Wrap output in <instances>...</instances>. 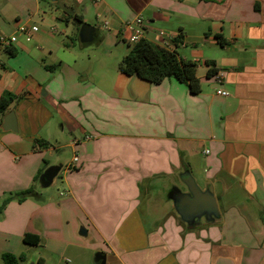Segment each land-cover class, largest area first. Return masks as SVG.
<instances>
[{"label": "crops", "instance_id": "1", "mask_svg": "<svg viewBox=\"0 0 264 264\" xmlns=\"http://www.w3.org/2000/svg\"><path fill=\"white\" fill-rule=\"evenodd\" d=\"M74 15L95 28L92 43H79ZM137 15L145 38L195 62L200 92L119 70ZM20 26L30 40L17 32L0 47V96H16L6 112L17 123L0 131V202L48 165L78 161L52 183L65 198L35 183L37 198L4 207L0 264L3 253L28 262L25 233L61 242L51 252L101 251L104 264H264V0H0V36ZM184 170L213 193L214 222L188 228L168 197L150 195L153 180L168 193Z\"/></svg>", "mask_w": 264, "mask_h": 264}, {"label": "trees", "instance_id": "2", "mask_svg": "<svg viewBox=\"0 0 264 264\" xmlns=\"http://www.w3.org/2000/svg\"><path fill=\"white\" fill-rule=\"evenodd\" d=\"M73 19L82 23L78 15H74ZM130 47V46H129ZM9 52L11 50L9 49ZM195 62L179 58L176 52L168 51L154 44L147 38L140 39L131 49L125 54L119 63V70L127 75H135L143 80L151 83H160L165 78L173 76L178 81L186 84L192 93H198L201 90L200 80L195 76ZM216 69H208L207 75H214ZM16 98L10 92H4L0 96V121L3 114L6 112L9 104ZM1 131V130H0ZM36 144L46 148L47 142L41 139L35 140ZM41 173V172H40ZM34 177V184L28 189L18 191L1 198L0 213L4 207L12 200L22 202L28 197H36L38 194L35 191V183L39 174ZM192 228V226H187ZM22 241L26 245L40 246L42 238L37 234L25 233ZM2 264H20L26 262L25 254H9L3 253L1 256ZM38 264H44L43 258L37 259Z\"/></svg>", "mask_w": 264, "mask_h": 264}, {"label": "water", "instance_id": "3", "mask_svg": "<svg viewBox=\"0 0 264 264\" xmlns=\"http://www.w3.org/2000/svg\"><path fill=\"white\" fill-rule=\"evenodd\" d=\"M78 41L83 45L90 44L95 38V28L88 24L82 23L78 31ZM1 131H16V115L13 110L3 114L0 121ZM63 162L57 161L48 165L39 174L36 181V188H48L54 182L57 174L61 170ZM184 190L180 187H172L167 197L172 201L175 213L180 220L188 226H194L201 219L207 222H214L219 217L218 207L213 193L209 188H201L194 177L188 170H184L179 175ZM86 229L79 228V235L86 236ZM105 254L101 251L94 253V264H104ZM28 263V262H27ZM29 264H38L37 259L32 260Z\"/></svg>", "mask_w": 264, "mask_h": 264}, {"label": "rangeland", "instance_id": "4", "mask_svg": "<svg viewBox=\"0 0 264 264\" xmlns=\"http://www.w3.org/2000/svg\"><path fill=\"white\" fill-rule=\"evenodd\" d=\"M68 11V10H67ZM70 12V11H68ZM72 13V12H71ZM76 25H78L79 29L81 26V23L76 21L75 19H72ZM66 23L62 22V26H65ZM76 41V40H75ZM122 47L126 48V43L121 42ZM91 49V48H90ZM58 158L64 157L68 158L69 153H67V155H62L60 152ZM66 154V153H65ZM64 164V163H63ZM180 177L175 178L173 181V184H177V187H182V182L181 180H179ZM164 182L161 179H155L152 181V185H151V189H150V195L152 197H162L163 196V201L167 202L169 201L167 199V193H163L162 191H158L161 190L160 186L163 184ZM38 191H42V188L37 187ZM43 191H49V193H52L53 197H55L56 199H61V198H65V194H63V190H62V186L59 182V180L56 179V182L44 189ZM61 194V196L59 195ZM66 224V223H65ZM79 228L77 227V231L75 233L79 234ZM68 229H64L65 233V238H69V232L67 231ZM74 235V234H73ZM78 239H80L79 236H77ZM52 239V238H51ZM50 239V240H51ZM47 241L46 238H42V244L40 246H32L29 247V250L26 251L27 257H28V263L26 262H22L21 264H29L30 261L38 259L39 257L46 259L48 264H94V253L92 251H87L85 249L82 250H78L75 247H71V246H67V249L63 252V253H56V252H51L53 251L52 248H55V246L60 247L62 244L61 242H51V241ZM58 241V240H57ZM51 250V251H50ZM51 252V253H49Z\"/></svg>", "mask_w": 264, "mask_h": 264}, {"label": "built area", "instance_id": "5", "mask_svg": "<svg viewBox=\"0 0 264 264\" xmlns=\"http://www.w3.org/2000/svg\"><path fill=\"white\" fill-rule=\"evenodd\" d=\"M124 28L129 31V35L127 36V38H125L127 46H130V47L134 46L140 39L145 38L146 36L144 19L140 15H137L132 20L126 22L124 24ZM17 32H22L26 40H30L31 28L20 26L17 28V31L13 35L9 37L0 36V47L2 48L8 47L10 43L15 42L17 40ZM157 36L160 38H163V37L170 36V35L163 30H159L157 31ZM159 47L164 48V49L168 48L167 43H164V42H162ZM216 92L221 95L226 94V92L223 90H217ZM88 138L89 137L86 136V139ZM204 152L207 153L208 150H205ZM77 161H78V156L74 154L71 157V160L67 164L63 165L62 168H65L66 170L70 169L72 166H74L77 163Z\"/></svg>", "mask_w": 264, "mask_h": 264}]
</instances>
